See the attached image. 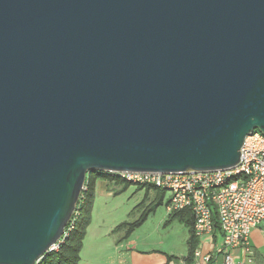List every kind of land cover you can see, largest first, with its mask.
I'll return each instance as SVG.
<instances>
[{
	"label": "water",
	"instance_id": "water-1",
	"mask_svg": "<svg viewBox=\"0 0 264 264\" xmlns=\"http://www.w3.org/2000/svg\"><path fill=\"white\" fill-rule=\"evenodd\" d=\"M264 136V0H0V264L64 237L86 175L235 168Z\"/></svg>",
	"mask_w": 264,
	"mask_h": 264
},
{
	"label": "built area",
	"instance_id": "built-area-1",
	"mask_svg": "<svg viewBox=\"0 0 264 264\" xmlns=\"http://www.w3.org/2000/svg\"><path fill=\"white\" fill-rule=\"evenodd\" d=\"M133 184L152 186L168 195V212L190 209L194 234L200 239L213 231L216 215L220 243L215 253L219 264H251L249 237L253 230L264 235V136L255 132L245 138L238 165L229 170L184 173H107ZM62 242V241H61ZM55 246L54 250H57ZM242 249L245 260L233 253ZM199 257L198 248L194 258ZM211 256L205 261L210 263Z\"/></svg>",
	"mask_w": 264,
	"mask_h": 264
},
{
	"label": "trees",
	"instance_id": "trees-1",
	"mask_svg": "<svg viewBox=\"0 0 264 264\" xmlns=\"http://www.w3.org/2000/svg\"><path fill=\"white\" fill-rule=\"evenodd\" d=\"M98 180L106 182L108 185L120 188L119 193L126 191L130 187H135L136 191H143L144 197L136 208L142 210L138 219L134 222H123L119 224L114 232H122V240H127L133 232L139 229L147 220V218L155 212V210L165 205L168 206V199L165 200L166 193L152 186H144L133 184L111 176L106 173L90 172L86 175L83 190L77 202L75 212L65 228L64 237L61 240L57 250L51 251L44 255L37 264H78L80 262V254L83 248V241L86 237L87 229L91 222V212L95 198V185ZM149 193L153 194V198L149 200ZM174 221L182 224L188 233L186 240L187 254L182 261L184 264H192L194 253L199 246V238L194 234V215L190 209L183 211L169 212L165 224ZM213 231H219L216 215L213 214ZM176 259L167 257V260Z\"/></svg>",
	"mask_w": 264,
	"mask_h": 264
},
{
	"label": "rangeland",
	"instance_id": "rangeland-1",
	"mask_svg": "<svg viewBox=\"0 0 264 264\" xmlns=\"http://www.w3.org/2000/svg\"><path fill=\"white\" fill-rule=\"evenodd\" d=\"M106 186L107 183L104 181L98 180L96 182L91 222L83 241L81 256L90 258L94 256L93 253L96 250H99L103 256L104 240V251L109 252L110 262H114L117 254L116 246L120 244L121 235L111 233L103 239V232L109 230L108 233L110 234L114 227L120 223H131L137 220L142 210L136 206L142 201L144 192L136 191L135 187H130L119 193L120 188L112 186V189L108 191ZM152 198L153 194L149 193L148 199L151 200ZM167 199L168 195L166 194L165 200ZM166 209L165 205L158 207L149 216L140 232H142V236H148L153 243L162 244L170 247L168 249L172 251L183 253L185 251L186 229L177 221L165 224ZM106 244H110V247H107ZM259 245H261L259 249L264 257V243L260 242ZM251 250H253L252 247Z\"/></svg>",
	"mask_w": 264,
	"mask_h": 264
},
{
	"label": "crops",
	"instance_id": "crops-1",
	"mask_svg": "<svg viewBox=\"0 0 264 264\" xmlns=\"http://www.w3.org/2000/svg\"><path fill=\"white\" fill-rule=\"evenodd\" d=\"M106 188L108 191H110V189H112V186L107 184ZM168 213L169 212L167 211V215ZM145 223L139 229L133 232L127 240H122V232H114V229L118 225L114 227L110 234L108 233L109 230L107 232H103V239L107 235H111V233L121 235L120 244L116 246L117 254L114 262H110L109 252L104 251L105 244L103 240V256L99 252V250H96V252L93 253L94 256L90 258H84L80 254V262L78 264H184L182 258H184L187 254V229L184 227L187 233L185 237V251L183 253H177L176 251L168 249L170 247L163 246L162 244L160 245L157 243H153V241H151L148 236H142V232L140 231L145 225ZM260 242L264 243V235L259 230H253L249 237V245L253 249V262L251 264H264V257L262 256L261 251L259 249L261 246L259 245ZM219 243V231L214 232L210 236L201 237L199 239L198 246L199 257L194 258L192 264H219L222 258L215 253L216 247L219 245ZM106 245L107 247H110V244ZM233 255L237 260H245V253L242 249L236 250ZM206 256L212 257L210 263H207L205 261ZM167 257H173L176 259L167 260Z\"/></svg>",
	"mask_w": 264,
	"mask_h": 264
}]
</instances>
